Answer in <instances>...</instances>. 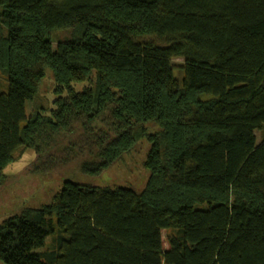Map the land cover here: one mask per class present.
<instances>
[{
	"label": "trees",
	"instance_id": "trees-1",
	"mask_svg": "<svg viewBox=\"0 0 264 264\" xmlns=\"http://www.w3.org/2000/svg\"><path fill=\"white\" fill-rule=\"evenodd\" d=\"M152 120L141 192L64 181L0 223V260L264 264V0H0V185L28 148L96 176Z\"/></svg>",
	"mask_w": 264,
	"mask_h": 264
},
{
	"label": "rangeland",
	"instance_id": "rangeland-1",
	"mask_svg": "<svg viewBox=\"0 0 264 264\" xmlns=\"http://www.w3.org/2000/svg\"><path fill=\"white\" fill-rule=\"evenodd\" d=\"M64 32L59 31L52 35V45L55 50H59L60 40ZM181 58H174L175 72L178 74ZM55 86L50 70H47L39 89L36 93L28 92L25 101V115L29 118L33 112L35 100L41 101L45 106L54 98L53 88ZM83 83H75L74 87L80 90ZM145 135H142L136 142L135 147L125 153L123 157L112 163L105 170L96 176L82 173L77 161H66L59 159L64 146L62 141L53 148L56 152L54 158H37L30 148L17 152L18 159L7 165L4 169V179L0 185V223L11 216L17 215L26 207H39L49 203L53 195L60 189L64 181H71L79 184H90L95 187H119L129 188L135 192H141L149 176V169L145 162L149 154L156 162L159 159V147L156 141L155 132L158 124L152 120L144 122ZM259 141L260 133L256 131ZM20 156V157H19ZM165 238L164 232L162 233ZM164 247L167 244L164 243ZM0 264H4L0 260Z\"/></svg>",
	"mask_w": 264,
	"mask_h": 264
}]
</instances>
